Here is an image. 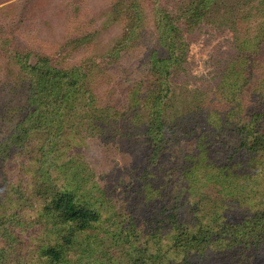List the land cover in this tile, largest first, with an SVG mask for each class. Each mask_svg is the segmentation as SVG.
Wrapping results in <instances>:
<instances>
[{
	"label": "rangeland",
	"instance_id": "374dc122",
	"mask_svg": "<svg viewBox=\"0 0 264 264\" xmlns=\"http://www.w3.org/2000/svg\"><path fill=\"white\" fill-rule=\"evenodd\" d=\"M181 2L0 0V264H54L45 256L54 247L60 264H183L172 249L180 226L196 231L202 220L214 233L264 210V160L239 148L238 127L264 96V0L213 2L185 29L180 64L158 81L151 59L168 56L160 12L175 15ZM15 54L79 69L80 87L54 111L53 128L15 131L30 84ZM239 69L242 83L230 88ZM51 175L59 191L104 204L102 222L72 245L44 210ZM251 234L192 264H264V233Z\"/></svg>",
	"mask_w": 264,
	"mask_h": 264
},
{
	"label": "trees",
	"instance_id": "16d2710c",
	"mask_svg": "<svg viewBox=\"0 0 264 264\" xmlns=\"http://www.w3.org/2000/svg\"><path fill=\"white\" fill-rule=\"evenodd\" d=\"M215 1L217 0H186L185 3L181 2V7L179 6L175 15L169 14L167 11L160 12L161 21L158 24V41L168 46V56L164 59L155 57L151 59V71L158 81L167 82L169 76L172 75L175 67L180 64L185 55V29L196 27L201 23L205 14L204 11ZM238 47L242 51H247V47L242 43ZM14 58L20 71L29 77L30 82L24 101V105L29 112H27L24 119L17 123L15 131L20 134V128L24 130L25 125L35 124L34 127H36L42 121L46 122L48 126L52 125L53 128L55 121L58 120L54 116V111L59 110L65 102H68L69 105V102L73 99V93L80 87L79 69L77 67L58 68L45 57H41L36 64H31L28 56L15 54ZM239 65L245 67L243 62ZM243 70L231 71V76L228 79L230 88L238 89V85L242 83L244 77V74L239 71L244 73ZM260 100L258 107L248 109L250 113L248 120L243 125L238 126L241 134L239 148L244 149L247 154L251 155V158L256 157L264 160V96ZM154 110L153 125L158 135H161L159 130L164 127L160 117L161 112L157 107ZM209 167L206 165V168ZM71 170L76 172L73 174L72 179H79L81 183H85L86 177L75 169H69L68 172H71ZM223 176L226 177L227 174ZM56 178H58L57 175H51L47 183L49 184L47 191L51 190V192L48 205L44 207V210L48 213V216L56 219L60 226L64 228V235L61 237L64 245H72L73 237L76 234H85L95 229L96 225L102 222L104 204L100 200L101 197L84 201L80 197L76 198L75 194L69 192V190L59 191L55 183ZM87 191L91 198L90 190ZM262 217H264V210L256 212L243 220V226L242 224L236 226L222 224L217 227L218 231L214 233V228L203 225L202 220L199 221L196 231H187L180 226L172 239L173 253L181 258L183 264H192L193 259L203 260L205 256L209 255L210 246L216 243L219 244L217 248L234 249L236 246H240L245 235L251 237V232L256 230H260L262 234L264 233V226L260 223ZM216 224L218 225V223ZM190 244H197L201 248L197 247L196 251L190 254L189 252L192 250ZM243 248L245 249V247ZM45 256L54 264L61 263V253L57 247L48 249ZM155 257L156 255H150L149 261ZM157 259H159L158 264H163V258L158 257ZM136 264H147V262L138 260Z\"/></svg>",
	"mask_w": 264,
	"mask_h": 264
}]
</instances>
